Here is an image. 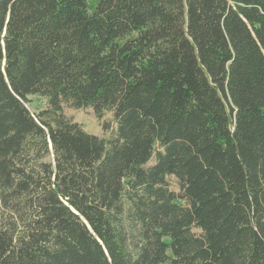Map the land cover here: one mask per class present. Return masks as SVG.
Returning a JSON list of instances; mask_svg holds the SVG:
<instances>
[{
  "label": "trees",
  "instance_id": "1",
  "mask_svg": "<svg viewBox=\"0 0 264 264\" xmlns=\"http://www.w3.org/2000/svg\"><path fill=\"white\" fill-rule=\"evenodd\" d=\"M0 264H264V0H0Z\"/></svg>",
  "mask_w": 264,
  "mask_h": 264
},
{
  "label": "rangeland",
  "instance_id": "2",
  "mask_svg": "<svg viewBox=\"0 0 264 264\" xmlns=\"http://www.w3.org/2000/svg\"><path fill=\"white\" fill-rule=\"evenodd\" d=\"M27 107L32 113L38 114L48 107V102L42 96H31ZM63 113L71 121L81 125L88 133L97 135L100 138H108L115 128L113 114L109 111L98 114L92 108L77 110L66 106ZM169 180L172 188H177L175 178Z\"/></svg>",
  "mask_w": 264,
  "mask_h": 264
}]
</instances>
